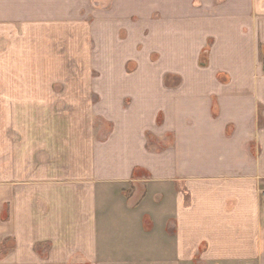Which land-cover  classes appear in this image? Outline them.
<instances>
[{
	"label": "crops",
	"instance_id": "crops-1",
	"mask_svg": "<svg viewBox=\"0 0 264 264\" xmlns=\"http://www.w3.org/2000/svg\"><path fill=\"white\" fill-rule=\"evenodd\" d=\"M71 1L0 0V32L71 29ZM121 5L98 69L140 35L146 72L103 73L100 108L0 73V264H264V0Z\"/></svg>",
	"mask_w": 264,
	"mask_h": 264
},
{
	"label": "rangeland",
	"instance_id": "rangeland-1",
	"mask_svg": "<svg viewBox=\"0 0 264 264\" xmlns=\"http://www.w3.org/2000/svg\"><path fill=\"white\" fill-rule=\"evenodd\" d=\"M62 2H57L56 6L62 8L64 6ZM116 3L112 0H72L67 2V5L65 4L67 7H72L73 4L71 29L68 24H65L63 18L58 17L56 25H54L56 29H7V31L0 32V73L40 74L42 89L77 93V95H81L80 99L88 102L90 109L100 108L101 104L98 105V103L101 99L97 93L98 78L101 76V79H104L106 75L102 74L109 71L115 73L139 72L144 69L143 64L147 59L143 37L137 35L134 39L136 59L128 60L124 66H111L112 70H106V67L105 70H100L102 67L98 69L100 62L98 46L100 45L99 38L102 37L97 29L98 14L109 20V16L112 14H108V12L116 11L117 6L121 5V0L117 5ZM128 19V22L131 23L126 22ZM128 19L122 17V26L117 28L134 29V31L145 29V17L134 12ZM124 31L120 30L119 33L122 43L125 42L123 40L127 35ZM143 31L142 35H144ZM110 41L112 42V35ZM106 54L105 57H107ZM261 54L260 60L264 69V51H261ZM150 58L155 61L157 55L153 54ZM99 120H96V123H99ZM188 264L201 263L194 260Z\"/></svg>",
	"mask_w": 264,
	"mask_h": 264
},
{
	"label": "built area",
	"instance_id": "built-area-1",
	"mask_svg": "<svg viewBox=\"0 0 264 264\" xmlns=\"http://www.w3.org/2000/svg\"><path fill=\"white\" fill-rule=\"evenodd\" d=\"M263 196H264V193H263Z\"/></svg>",
	"mask_w": 264,
	"mask_h": 264
}]
</instances>
